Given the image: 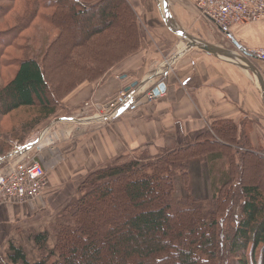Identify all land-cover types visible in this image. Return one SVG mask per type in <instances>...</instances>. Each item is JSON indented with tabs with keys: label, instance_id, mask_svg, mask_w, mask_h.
Wrapping results in <instances>:
<instances>
[{
	"label": "trees",
	"instance_id": "trees-1",
	"mask_svg": "<svg viewBox=\"0 0 264 264\" xmlns=\"http://www.w3.org/2000/svg\"><path fill=\"white\" fill-rule=\"evenodd\" d=\"M98 9L99 12L94 13ZM78 14L92 17L98 14L100 22L98 28H88V39L84 44L76 43L74 54L69 52L74 38L69 34L68 24ZM118 41L121 51L106 55L102 47L113 46ZM138 47V17L128 0H0V68L16 69L10 80L0 85L1 114L36 104L39 117L54 113L55 109L46 96L52 84L48 82L46 68L47 64L53 66L58 61L56 56H59L58 64L71 67L68 82H74L73 90L83 82L100 79ZM12 51L19 56L12 58ZM36 120L39 119L25 127L34 126ZM237 131V126L231 122H216L210 131L198 135L195 142L167 149L152 161L97 167L86 175L80 186L81 196L71 201L69 208L64 206L65 215L54 229L56 243L51 255L55 253L56 257L52 261L46 256L31 260L20 246L10 243L9 263L77 264L72 257H67L68 252L72 256L81 253L85 257L83 264H105L102 253L107 245L104 255L108 264H133L134 260L143 264L140 260L146 258L152 264H162L172 261V257H175L176 264H264V192L258 184H245L242 177L246 145L248 153L262 162L264 154L253 152L248 146V135L238 139L241 135L237 137ZM215 136L229 143L221 146L222 149L212 148L216 145L213 142L219 146L223 144L213 140ZM3 137L5 133L0 132V139ZM3 143L0 142V156L9 153V150H3ZM233 148L243 150L236 166ZM204 154L211 161L224 158L229 166L228 173L223 172L220 184L214 187L212 196L219 197L205 200L190 194L175 196L173 175L179 173L183 186L187 187L190 160ZM118 178L125 180L122 191L129 204L148 196L150 200L159 199L160 206L135 212L124 202L130 216H124L123 221L115 222V226L108 229L106 235L110 239L107 243L102 239L104 247L95 242L90 244L87 242L88 232L95 221L89 216L103 211L102 202L109 198L105 195L111 189L110 182ZM93 191L98 196H92ZM114 201L106 204L113 214L121 209V202ZM171 216L184 223L186 218L195 219L200 229L185 225L175 236L159 239V234L167 231ZM104 217H108L107 213H101L99 222ZM121 219L113 218L114 221ZM48 239L49 232L44 231L34 235L32 240L43 248ZM175 253L176 256H172Z\"/></svg>",
	"mask_w": 264,
	"mask_h": 264
},
{
	"label": "rangeland",
	"instance_id": "rangeland-1",
	"mask_svg": "<svg viewBox=\"0 0 264 264\" xmlns=\"http://www.w3.org/2000/svg\"><path fill=\"white\" fill-rule=\"evenodd\" d=\"M129 1L130 0H128V2ZM140 1H142L140 2V5L147 14L145 15L143 13H140L138 12V10L136 12L138 21L140 19V21L143 23L144 36L141 37L142 31L141 33L139 31V47L135 52L140 51V49L144 48H146L147 50L149 49V37L152 32L153 38L151 43L155 40H159V43L163 45L168 51L169 57H171V59L174 58V56L178 54L180 55L185 52V49L188 46L186 40L182 39L183 37L180 34L178 35H180L181 38H176L174 35L168 32L165 29L163 23L161 22L158 13H155L154 9L151 10L150 8H147L144 5V2L146 0ZM129 4L131 6L133 5L130 2ZM96 12H99V9L94 11V13ZM165 12L167 14L168 19L170 20L169 23L171 24V26H173V28L175 29H180L182 31L181 25L170 17V14L168 13L167 9H165ZM196 13L198 14L197 11ZM153 16H156L158 18V24L154 22L152 23V21H150L152 20ZM146 18L149 19L152 29L149 28L146 24ZM99 20L100 18L98 14H94L93 17L92 15L78 14L73 19V21H69V34L70 36H72V38H74L73 43L75 44L74 45L70 43L72 46L70 47L69 52L75 54L74 51L77 47L76 43L77 45L80 43L84 44V41L88 39V36H86L88 28H92L94 26L98 28L100 22ZM116 27L117 24L115 25V28ZM157 27H159V29H157ZM188 30L190 29L188 28ZM192 30L193 29L191 28L190 31ZM187 32L185 31L184 33L186 34ZM95 35L96 34L92 36ZM120 45L121 44L118 41L113 46L106 45V47H102V49H105L103 50L105 54L110 53L114 55L121 51L122 48L120 47ZM193 47L197 48V44H194ZM14 55L17 57L19 56L17 53L14 54L13 52V55L11 57L15 58ZM55 58H57L55 60L58 61L54 63V67L50 64H47L46 68L48 82L52 83L50 84L51 92L47 90L46 96L50 99L55 109L53 114L45 118L39 117V107L37 104L33 107L19 108L17 110L12 111L10 114L5 115H2L0 111V132L5 133V137L0 139V142H5L3 143L4 145H2L3 150L6 152L9 150L10 152L11 150H13V148L27 146L28 144H31L36 141L38 137H40L41 140L37 139L38 143L32 147L33 149L28 153V155L31 159L38 160L41 163L44 169L46 180L43 189L35 199L23 203L10 204L0 209V264H10L7 258L9 254L10 243L15 244L16 246H20L26 253L27 258L31 260H38L46 256L48 257L49 261H52L56 257L55 253L54 255H51V253L54 252V247L56 243L54 229L59 224H61V217L65 215L64 206L66 208H69L68 204L79 196H81L82 193L80 192V186L86 179V175L89 172L97 169V167H94L92 169L82 171L78 175H75V170L68 167L71 163V155L70 152H68V149L72 144L76 142L79 144L80 152H78V157L80 164H82L81 162L84 160V158L86 159L87 154H89L87 153V151L94 150L93 147H91V142L87 140L86 137L90 136V138H94V136L91 134L95 133L96 130L102 128H107L111 131L112 134L117 135V130L119 126L118 122H120V120L119 118H114L121 116L125 112H128L130 108L128 107V110H125L116 117L102 118L106 114L109 104H112V102L123 91H127L130 88H134L133 86H131L130 88L128 86L125 89H116L114 92L110 93L107 96H102L103 94L99 93L100 91L104 92V89L109 90L108 87L112 88L117 86L118 80L111 73H109L113 67L118 65L116 64L115 66L108 69V71L104 75H102L99 80L89 82L94 83L95 85L98 84L99 86H96L98 90H96L95 93L93 90L86 91L83 95L85 97L86 95L90 94L86 97L88 100L84 101L81 106L78 107V110H74L75 113L72 114L70 109H67L66 104L68 101L70 102L72 99H74L79 91H82V89H78L81 84H79L72 90V87L75 86V84L72 81L68 82L71 79V77L69 76V73H71V67L64 65V63L58 64L60 63L59 56H56ZM8 60L12 61L11 59ZM8 63L9 62H6V65H8ZM43 65L45 64L43 63ZM162 69L164 68L158 67V69L156 70L160 72ZM172 69L173 68L171 66L168 74L172 71ZM15 70L16 69L8 68V70H5L3 68H0V85H4L6 82H8V80H10V78L14 75ZM63 81H65V83H63ZM143 81L144 78L141 79L140 82H138V85L142 86V88H138L139 90L142 89V91L139 94L141 96L137 99L136 103L133 104L136 105L137 108L133 112H135V115L138 112H141L143 115H147V117H149L153 113L152 106L155 109V106L153 104L156 101H153L155 98L152 99V102L146 98L145 93L149 92L148 84H150L151 82L144 83ZM92 98H94L93 101L95 102L92 101ZM89 100H91L92 102ZM171 106L174 109L175 105L172 104ZM171 106L169 103L164 104L165 108L159 112L164 115L166 110ZM98 111L103 113H97ZM60 118H66L67 120H56ZM35 119H39L38 121L36 120L37 124H35L34 126L32 125L25 127V125H30L29 122H32ZM86 120H89V123H86ZM130 126L133 125L130 124ZM159 126L160 124L158 125V127ZM162 127L163 128L161 129L160 135L166 141L165 144H163V147L157 149L155 152L153 147L145 148L143 146H139L138 150L131 151L129 149L127 150V152H124V148L121 147L120 152L119 150H116L115 152H118L116 155L111 156L110 159H105V161H103L102 164H100L98 167L122 165L129 161H133L138 164H143L147 161L154 160L155 157L162 155L163 152L167 149H173L174 147L176 148L179 146L188 145L189 143L195 142L197 140V137H199L197 135L192 140H185L186 138H184L181 142L174 141V139L168 140V138H175L178 132L176 129L167 130L164 126ZM247 128L249 127H246L243 133H237V137H240L241 135V138L238 139H242L243 136H247ZM46 132L48 136H41L45 135ZM212 139L223 143L219 146L217 142H213V144L216 145H213L212 148L215 149H217V147L218 149H222V147H225L224 145L229 143V141L220 140L221 138L219 139V136L212 137ZM158 143L160 142H150L151 145H155ZM40 145L41 147L46 146L43 148V154H39V151L37 149V147ZM247 148L248 147L246 145V151L243 155L242 177L244 183H254L255 185L258 184L264 192V162H262V159L256 158L250 153H248ZM236 149L237 148H233V152H235L234 166L238 165V159L241 158L240 152L243 151ZM115 152L113 151V153ZM259 152L264 154L263 151ZM83 153L85 154L83 155ZM92 153L95 154V151ZM228 168L229 166L226 160L221 157L217 162L211 161L206 156V154L193 158L192 160H190L189 167L187 168L189 177L188 186H183L180 174L175 173L172 177L174 187L173 194L179 197L190 194L194 197L205 200H216L219 196H212L214 193V187H217V185L220 184L222 174L223 172L228 173ZM70 178H72L71 183L68 182ZM124 181H122V178H118L113 182H110L111 189L109 193L105 195L109 196V198L107 197L108 199L106 198L107 200L102 202L103 211H101V213H107L108 217L102 218L101 222H99L101 213H97L95 214V216L90 214L91 216L89 217L93 221H95V223L90 226L91 231L88 232V243L93 244V242H95L100 246H103V243L105 242L107 243L108 239H110L108 238V235H106L108 229L110 227H114L115 222L123 221L122 219L124 216H130L129 214H127L128 206H124V202H126V205H130L131 210L135 212L149 209L153 210L157 209L160 206L159 199L150 200L148 196L146 198L137 199V201H133V205L129 204V200H127L126 195L122 191V182ZM91 188L92 185L90 183V192ZM96 193L93 191L91 195L98 196ZM114 199H117L121 202L122 209H120V212L116 211V215L113 214V212L110 211L109 207H107L106 205L107 203L111 204L115 202ZM134 202H137L139 205L134 204ZM39 207L41 209H39ZM236 208L237 207H234L233 209ZM133 211H131L130 213H132ZM113 218L122 219L119 221H114ZM185 223L181 222L176 217L171 216L166 226L167 231L162 235L159 234V239L166 238V236L170 238L171 236H175V233L180 232L185 225L188 228L193 226L197 230L200 229L199 224L195 219L191 220L189 218H186ZM44 231L49 232V239L43 248H39L37 245H35L32 239L34 235ZM103 238L105 239V242L102 240ZM80 246H82V244ZM104 246H106V248ZM104 246L103 251L106 255L108 249L107 245ZM79 249L81 251V247ZM104 252L102 253V257L104 259L103 263L108 264V258H106V256L104 255ZM172 256H176V253ZM67 257H72L74 259V262H76L77 264H83L85 262V257H82L81 253H77L75 256H72L71 253L67 252ZM138 261L139 260H134L133 264H138ZM140 261H143V264H152L148 258L141 259ZM171 263H177L175 257H172V261H167L166 263L162 264Z\"/></svg>",
	"mask_w": 264,
	"mask_h": 264
},
{
	"label": "crops",
	"instance_id": "crops-1",
	"mask_svg": "<svg viewBox=\"0 0 264 264\" xmlns=\"http://www.w3.org/2000/svg\"><path fill=\"white\" fill-rule=\"evenodd\" d=\"M161 1V9L163 11L167 9L170 17L181 25L182 32L188 31L186 34L194 39L192 42L197 44V48L187 47L185 52L171 59L159 40L151 43L152 32L149 37L148 50L144 48L132 53L110 70L109 73L118 80V84L116 87H108L109 90L104 89V92L100 91L102 96H107L116 89L131 87L143 78L151 82L148 84L149 88L155 89L163 83L165 90L153 100L156 101L153 104L155 109L152 106L153 113L149 117L141 112L135 115L133 111L137 108L134 105L128 112L114 118L120 120L117 135L112 134L107 128H102L91 134L94 138L86 137L94 150L87 151L89 154L81 162L82 164L78 157L79 144L77 142L72 144L68 149L71 155V163L68 167L75 170V175L98 167L105 159L116 155L118 153L115 152L116 150L120 152L121 147L124 148V152L129 149L138 150L139 146L153 147L155 152L166 142L160 135L162 126L167 130L176 129L178 132L175 138H168V140L174 139V141L181 142L184 138L192 140L197 135L210 131L216 122L228 121L237 126V133H243L245 128L249 127L247 128L248 146L253 152H264L263 90L258 75H256L259 74L264 81V60L259 55L251 53L252 50L264 48V16L252 23L233 25L227 32H222L196 13V0ZM129 2L133 4L135 12L138 10L140 13L147 14L140 5L142 1L130 0ZM144 5L158 13L168 32L176 38H181L165 25L157 0H146ZM157 20L158 18L153 16L150 21L158 24ZM146 21L148 27L152 29L148 18ZM188 28L190 30L192 28L193 32ZM138 29L140 33L142 31L141 37L144 36V26L140 19ZM182 37L188 45L191 40ZM200 40L225 49L229 56L213 54L200 49L198 47L201 44ZM167 61L169 67L172 66L173 69L169 74L164 75L162 70L167 66ZM160 63L161 67H159ZM158 67L164 69L159 72L156 70ZM96 86L99 85L89 82L81 83L78 89L82 91L67 102V109L74 114V110H78V107L87 101L86 97L90 95L85 94L84 97L83 94L88 90H93L95 93L98 90ZM167 103L170 106L175 105L174 109L171 106L162 115L159 111H162L165 108L164 104ZM97 113L103 112L98 111ZM88 121L86 120V123H89ZM42 136H48L47 132ZM153 141L160 143L151 145L150 142ZM44 147L41 145L37 147L39 154H43ZM94 151L95 154L92 153ZM68 182L71 183L72 178ZM7 205L10 204L1 205L0 209Z\"/></svg>",
	"mask_w": 264,
	"mask_h": 264
},
{
	"label": "built area",
	"instance_id": "built-area-1",
	"mask_svg": "<svg viewBox=\"0 0 264 264\" xmlns=\"http://www.w3.org/2000/svg\"><path fill=\"white\" fill-rule=\"evenodd\" d=\"M195 9L201 18L211 22L222 32H227L233 25L252 23L264 16V0H196ZM251 53L264 60V48L252 50ZM166 65L163 73L167 74L170 70L168 61ZM138 87L142 88L137 85L123 91L109 104L106 114L112 110L102 118L115 115L119 106L123 108L121 112L128 110L126 107L136 103L141 96ZM148 90L146 98L152 101L156 95L151 88L148 87ZM37 139L27 146L13 148L0 157V206L33 200L43 189L46 183L44 169L38 160L31 159L28 155L38 143Z\"/></svg>",
	"mask_w": 264,
	"mask_h": 264
},
{
	"label": "water",
	"instance_id": "water-1",
	"mask_svg": "<svg viewBox=\"0 0 264 264\" xmlns=\"http://www.w3.org/2000/svg\"><path fill=\"white\" fill-rule=\"evenodd\" d=\"M158 4H159V8H160V15L165 23V25L171 30L173 31L175 34H180L181 36L187 37L189 38L191 41L188 43V48L193 46L194 43L192 41H194V39H192L188 34H185L184 32H182L180 29H175L173 28V26H171V24L169 23V19L167 17V14L163 12V10L161 9V4H160V0H157ZM165 11V10H164ZM199 43H201L198 47L204 51L213 53V54H222L223 56H229L228 52H226L225 49L223 48H219L216 47L215 45L209 44L207 42L204 41H199ZM258 75V80L262 86V90H263V101H264V81L262 79V77L259 74ZM135 86V84H133ZM165 90V85L163 83L159 84L158 87H156L153 92L156 96H158L160 93L164 92Z\"/></svg>",
	"mask_w": 264,
	"mask_h": 264
},
{
	"label": "bare ground",
	"instance_id": "bare-ground-1",
	"mask_svg": "<svg viewBox=\"0 0 264 264\" xmlns=\"http://www.w3.org/2000/svg\"><path fill=\"white\" fill-rule=\"evenodd\" d=\"M161 1V0H160ZM161 6H162V1H161ZM164 13H166L165 11H163ZM169 13V12H168ZM173 59V58H172ZM172 62V61H171ZM163 71V70H162ZM132 86H134L133 84H132ZM129 88H130V86H129ZM131 89V88H130ZM141 91H142V89H140V91H139V94L141 93ZM126 108H128V107H126ZM95 109V108H94ZM123 108H120V106L117 108V113L115 114V115H113V116H111L110 118H112V117H116V116H118V115H120L122 112H121V110H122ZM112 110V109H111ZM110 110V111H111ZM108 113H109V111H108ZM107 113V114H108ZM106 114V115H107ZM66 118H60V119H56V120H65ZM73 119V118H72ZM67 120V119H66ZM71 120V119H70ZM20 147H22V146H20ZM0 157H3V156H0Z\"/></svg>",
	"mask_w": 264,
	"mask_h": 264
}]
</instances>
